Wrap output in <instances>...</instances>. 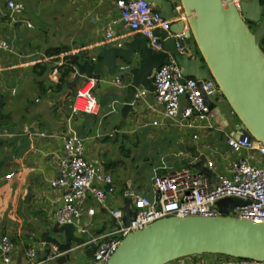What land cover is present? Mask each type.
<instances>
[{
    "label": "crops",
    "instance_id": "0c3cea01",
    "mask_svg": "<svg viewBox=\"0 0 264 264\" xmlns=\"http://www.w3.org/2000/svg\"><path fill=\"white\" fill-rule=\"evenodd\" d=\"M55 1H59L57 5L62 10L53 15L47 32L23 37L15 29L21 24L17 26L10 19V23H7L2 21L4 16L0 17V33L6 37L5 27L9 31L6 38L8 41L10 38L13 49V45H18L11 54L0 52V57L6 58L17 50L18 61H23L19 66L0 69V72L6 73L14 71L8 76L9 79L5 78L7 82H0V95L3 97L1 113L11 115L0 120V161L7 158L0 170V234L8 235L15 244L10 264H26L25 252L28 248L34 249L36 260H43L49 250L46 239L62 241V236L52 231L58 225L54 213L61 201V192L51 189L49 181L57 176L56 165L62 155V137L68 134L69 126L83 139L86 159L102 164L112 176L117 190L116 195L108 198L104 205L95 202L91 195L87 196L84 208L93 209L94 214L88 216L85 213L80 225L84 230L93 232L92 239H101L118 226V221L110 212L123 208L124 200L120 191L126 182L136 184L142 193L152 196L153 175L189 168L190 164L196 162L191 150L198 156H204L205 160H213L215 172L221 171L225 162L236 157L225 144V135L235 136L240 123L238 121L234 126L228 124L218 107L225 103L220 94L210 100L217 116L213 121L217 129L187 130L166 118L163 107L154 102L152 92L142 87H138L136 92L144 94L131 102L132 110L122 116L121 109L130 75L124 71L116 86L113 84L114 76L96 75L92 77L97 80L92 93L97 101V112L93 115L71 116L74 93L67 84L74 74L66 83L64 91H55L51 86L57 82L58 68L70 64L73 59H76V63L86 60L95 63L102 45L112 48L118 47L120 43L122 46L132 37L141 35L115 26L116 36L123 37L110 43L103 42L107 25L118 17L115 0ZM154 6L160 11L159 6ZM22 18H26L25 8ZM48 48H61L62 51L58 56L48 58L44 56ZM189 50L191 57H195L190 47ZM137 57L138 53L135 54L134 64H137ZM47 61L50 63L48 73L38 78L33 66ZM122 66L125 64L118 60V68ZM72 68L75 73V64ZM40 82L45 89L43 92L40 91ZM11 90L15 93L12 94ZM153 121H157L158 126H152ZM41 133L46 137L39 136ZM193 133H198L197 140L191 139ZM132 170L150 175L149 188L142 187L133 179ZM29 191L31 194L26 199ZM77 248L81 249V263H75L73 251ZM87 248L74 245L70 252L44 264H83L90 259L86 256ZM186 263L237 264V260L198 255L182 260V264ZM0 264H3L1 256Z\"/></svg>",
    "mask_w": 264,
    "mask_h": 264
},
{
    "label": "built area",
    "instance_id": "2783aa9c",
    "mask_svg": "<svg viewBox=\"0 0 264 264\" xmlns=\"http://www.w3.org/2000/svg\"><path fill=\"white\" fill-rule=\"evenodd\" d=\"M165 1L172 4V20L163 19L160 11L148 0H115L118 17L107 25L103 42L106 44L123 37L116 36L114 27L118 26L145 37L149 49L158 53L163 51L164 41L157 35L159 32L165 34V39L174 40V47L179 54L191 55L189 39L185 36L186 18L180 2ZM232 2L239 9V0ZM24 8L20 1L0 0V17L6 16L11 23L30 29L32 25L29 20L22 18ZM173 22H182L183 29L173 33ZM260 41L262 50L263 42ZM117 46L120 47L121 44L118 43ZM12 51V45L0 33V52L11 54ZM168 55V61L151 74L154 102L163 107L164 116L175 121L177 126L187 130L217 129L213 124L217 116L210 101L219 94L215 83L210 79L199 81L185 78L181 67L170 54ZM124 71H128L127 66L117 69L113 77L115 86L119 85ZM96 81L95 78H79L71 101V116L93 115L97 112V101L92 93ZM10 92L15 93L14 90ZM143 94L144 92L136 93L135 99H139ZM158 124L157 121L151 123L154 127ZM236 135L237 138L233 134L225 135V144L236 157L225 162L221 171L215 172L216 165L213 160H205L204 167L213 175L212 178L188 167L166 174H154L151 179L152 196L142 193L136 184L126 182L120 196L124 201H130L129 208L134 212L133 218H130L127 225H123L124 212L120 209L112 210L110 215L118 221V226L101 239H91L95 250L91 253L89 261L83 264H106L123 238L168 217H227L264 224V145L246 135L242 128ZM39 136L46 137L43 133ZM191 139L197 140L198 133H193ZM84 152L83 139L69 126L68 134L62 137V155L56 165L57 176L49 181L51 189L61 192V201L54 213L56 223L80 227L78 229L81 232L86 231L80 225L84 214H94L93 209L84 208L87 196L91 195L95 202L104 205L108 198L117 193L112 176L104 170L102 164L88 161ZM186 164L188 165V162ZM223 198H237L243 204L233 207L227 214H222L216 202ZM89 244L90 242L81 246L89 247ZM14 252V242L8 235L0 234L2 263L10 264ZM64 254L50 244L43 260H36L33 248L27 249L25 259L26 264H44ZM237 264L264 262L237 260Z\"/></svg>",
    "mask_w": 264,
    "mask_h": 264
},
{
    "label": "water",
    "instance_id": "95a60500",
    "mask_svg": "<svg viewBox=\"0 0 264 264\" xmlns=\"http://www.w3.org/2000/svg\"><path fill=\"white\" fill-rule=\"evenodd\" d=\"M160 7L163 19L172 20V4L165 0H148ZM186 18L185 36L191 39L198 56L179 54L173 39L157 32L163 41V51L154 53L145 37L134 36L120 47L102 45L97 62L86 60L76 63V71L67 86L75 94L80 77L96 75L114 76L118 60L128 67L130 83L126 88L122 116L132 110L138 87L152 92L151 74L165 64L169 55L182 69L185 78L212 80L225 103L240 123L246 135L264 145V52L259 42L264 37V6L260 0H239V9L232 0H179ZM248 24H255L251 32ZM183 29L182 22H173L171 31ZM138 53L137 64H134ZM3 97L0 95V120L11 115L1 113ZM208 102V100H207ZM237 138L238 136L235 135ZM196 160L189 168L212 178L204 161L193 150ZM7 158L0 161V170ZM106 167V166H104ZM29 191L26 199L30 196ZM125 200L123 225H127L134 212ZM243 203L237 198H223L216 202L219 212L227 214ZM54 234L62 241L47 238L60 252L68 253L75 245L89 243L86 256L95 250L91 242L92 231L81 232L74 225H56ZM215 255L235 260L264 262V224L251 223L227 217H168L160 219L122 239L106 264H169L181 259Z\"/></svg>",
    "mask_w": 264,
    "mask_h": 264
},
{
    "label": "rangeland",
    "instance_id": "374dc122",
    "mask_svg": "<svg viewBox=\"0 0 264 264\" xmlns=\"http://www.w3.org/2000/svg\"><path fill=\"white\" fill-rule=\"evenodd\" d=\"M17 1H20L24 4L25 9H26V18L29 20V22L32 25V28L26 29L25 27H22L21 25L18 26V24H16L18 27H15V29L17 28V30L19 31L18 34H20L23 37L26 35H29V34H36V33L41 32V31L47 32L48 30H50V27H51L50 21H52L53 15L55 13H57L58 11L62 10V8L57 5L59 3V1H55V2H54V0H17ZM2 21H5V22L7 21V23H10V20L6 16H4L2 18ZM0 23H1V20H0ZM248 26H249L251 32H254L256 30L255 24H248ZM3 30H4V35L8 38L9 31H7V29H5V27ZM18 37L19 36L17 35V39H18ZM190 40L191 39L188 40V47L192 48ZM9 41H10V38H9ZM13 46H14L13 50H15V47L16 48L18 47L17 44H15ZM15 52L12 55H8V56L5 55L6 58L0 57V69L6 68L9 66H14V65L19 66L23 63V61H18V52L19 51L16 50ZM15 70H17V69H15ZM20 70H22V67ZM13 72L14 71L6 73L5 71H1L0 72V82L2 80L5 81V78H8V76H11V74ZM8 79L5 82H7ZM218 107L220 108L221 113L224 115L225 119L227 120V122L230 126H234L235 124L238 123V119L236 118V116L233 113L230 114L231 109L228 107V105L226 103H223L222 105H219ZM200 159L205 162L204 156L201 155ZM182 167H178V169H180ZM140 173H141V171H139V170H137V171L132 170L131 175H132L133 179L136 180L137 183L140 184L142 187L149 188L150 175L149 174L147 175L146 172L144 174H140ZM74 245L75 244H72V246H74ZM73 255H74V258L76 261L75 263H81V261H83V257L81 255V249H79V248L75 249L73 251ZM185 259H187V258H185ZM182 260H184V259L174 261V262H176V264H182ZM171 264H174V263H171Z\"/></svg>",
    "mask_w": 264,
    "mask_h": 264
},
{
    "label": "trees",
    "instance_id": "16d2710c",
    "mask_svg": "<svg viewBox=\"0 0 264 264\" xmlns=\"http://www.w3.org/2000/svg\"><path fill=\"white\" fill-rule=\"evenodd\" d=\"M262 4H264V0H262ZM261 40L263 42L264 37ZM190 41H191V46H192V48L190 47V49L192 50V52L194 54L193 56H198L194 42L192 40H190ZM260 48H261V41H260ZM61 51H62L61 48H48L45 50L44 56H46L48 58H53V57L58 56L61 53ZM262 51L264 52L263 49H262ZM73 64H76V59H73L70 62V64L65 65L61 68H58L59 69L58 73H57L58 79H57V82L55 83V85L51 86V89H54L55 91H58V92L65 90L66 83L72 78V75L74 74V69L72 68ZM49 69H50V63H48V61L45 63H38V64H35L33 66V71L36 72L38 78L44 77L46 75V73H48ZM39 86H40V91L43 92L45 89L41 85V82H40Z\"/></svg>",
    "mask_w": 264,
    "mask_h": 264
},
{
    "label": "flooded vegetation",
    "instance_id": "af4514ba",
    "mask_svg": "<svg viewBox=\"0 0 264 264\" xmlns=\"http://www.w3.org/2000/svg\"><path fill=\"white\" fill-rule=\"evenodd\" d=\"M261 1V5H264V4H262V0H260Z\"/></svg>",
    "mask_w": 264,
    "mask_h": 264
}]
</instances>
